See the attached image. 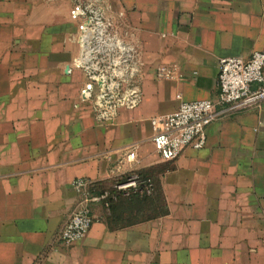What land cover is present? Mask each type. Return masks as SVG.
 <instances>
[{
	"label": "crops",
	"instance_id": "1",
	"mask_svg": "<svg viewBox=\"0 0 264 264\" xmlns=\"http://www.w3.org/2000/svg\"><path fill=\"white\" fill-rule=\"evenodd\" d=\"M98 1L143 64L141 103L110 121L81 96L75 4L0 0V264H264V102L219 105L205 148L176 160L156 152L151 124L217 101L222 58L264 51V0ZM136 173L155 182L151 197L91 204L86 237L62 241L77 180L99 194Z\"/></svg>",
	"mask_w": 264,
	"mask_h": 264
},
{
	"label": "built area",
	"instance_id": "2",
	"mask_svg": "<svg viewBox=\"0 0 264 264\" xmlns=\"http://www.w3.org/2000/svg\"><path fill=\"white\" fill-rule=\"evenodd\" d=\"M74 1L71 17L80 21L84 47L83 62L80 65H85L90 78V83L81 96L83 100L94 102L100 120L110 121L120 108L138 107L142 101V93L138 86L134 89L126 86L123 89L122 84L112 81L106 76V72L99 71L100 61L109 63L108 68L111 69L113 46H122L112 34L114 24L107 7L96 0ZM119 50L124 52L127 48L119 47ZM174 75V71L167 67L158 72L159 77L170 80ZM96 85L100 86L97 93ZM217 86L220 91L217 101L182 102L176 112L151 119L155 150L163 160H176L188 147L195 150L205 148L206 129L216 119V108L219 105L245 109L264 102V51H256L248 59L222 58L219 62ZM75 186L82 199L61 233L62 241L67 245L83 240L89 233L94 223L91 204L103 203L110 208L111 203L119 196H151L155 189L151 178H144L139 174H132L126 181L116 183L112 191L99 194L94 192L93 185L84 180H77Z\"/></svg>",
	"mask_w": 264,
	"mask_h": 264
},
{
	"label": "rangeland",
	"instance_id": "3",
	"mask_svg": "<svg viewBox=\"0 0 264 264\" xmlns=\"http://www.w3.org/2000/svg\"><path fill=\"white\" fill-rule=\"evenodd\" d=\"M70 1L72 3L71 5L75 4L74 0ZM119 47H125L127 48V51L125 50L124 52H121ZM112 56L113 60L111 61V69L108 68L110 66L109 63L100 61L98 66L99 71H108V77L112 81L118 82L122 85L125 83L123 89L126 88V85L129 86L130 89H134L138 84L141 66H143V64H141L142 62L139 61L135 54V49L131 46H118L115 44L113 46ZM121 76L122 79H120ZM146 199L147 198H144V201Z\"/></svg>",
	"mask_w": 264,
	"mask_h": 264
},
{
	"label": "trees",
	"instance_id": "4",
	"mask_svg": "<svg viewBox=\"0 0 264 264\" xmlns=\"http://www.w3.org/2000/svg\"><path fill=\"white\" fill-rule=\"evenodd\" d=\"M136 174H139L140 176H142V177H144V178H150V177H148V176H144L143 174H141V173H136ZM132 174H130V175H128L125 179H122V180H120L119 182H124V181H126L127 179H128V177L129 176H131ZM152 179V178H151ZM118 182V183H119ZM155 183V182H154ZM153 195V194H152ZM151 195V196H152ZM145 197H151V196H146V195H144Z\"/></svg>",
	"mask_w": 264,
	"mask_h": 264
},
{
	"label": "water",
	"instance_id": "5",
	"mask_svg": "<svg viewBox=\"0 0 264 264\" xmlns=\"http://www.w3.org/2000/svg\"><path fill=\"white\" fill-rule=\"evenodd\" d=\"M67 69H69V67Z\"/></svg>",
	"mask_w": 264,
	"mask_h": 264
}]
</instances>
